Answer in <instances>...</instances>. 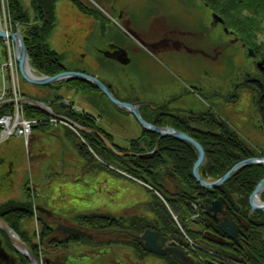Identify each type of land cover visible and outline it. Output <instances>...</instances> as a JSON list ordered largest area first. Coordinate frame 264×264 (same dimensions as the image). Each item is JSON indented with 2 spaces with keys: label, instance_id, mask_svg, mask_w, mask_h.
<instances>
[{
  "label": "rangeland",
  "instance_id": "obj_1",
  "mask_svg": "<svg viewBox=\"0 0 264 264\" xmlns=\"http://www.w3.org/2000/svg\"><path fill=\"white\" fill-rule=\"evenodd\" d=\"M22 1L33 17L35 14L31 0ZM81 1L88 7H98L103 15L93 17L83 13L71 0H59L57 2V25L49 38V43L53 49L62 53L66 66L76 67L80 55L85 52L82 55L84 62L80 64L90 65L88 67L93 75L109 82H115L116 77L122 78L124 76L125 68L104 60L100 53L94 50L93 46L101 43L102 38L98 33L99 30H105L106 28V32H108L110 27L116 30L109 36L114 37V40L122 45L119 46L117 51L124 54L126 58L128 39L124 34L126 30L121 26V23L129 26L131 16L133 17L132 20L134 19L133 26L139 27L144 25L146 21L155 26L160 24L167 26L169 23L179 25L182 22H196L199 26V46L202 47L205 44L211 57L207 58L200 53L198 59L191 60L178 54L164 55V52L152 49L149 53L152 56L151 62L153 64L149 65V68L153 69L154 78L148 84L149 90L143 92V95L161 101L177 96V99L169 100V110L180 115L193 114L200 116L210 110L216 117L240 134L258 153H261L260 156H264V123L258 105L259 94L252 89L251 84L248 82L250 79L260 76L257 63L263 58L264 48H261L257 55L251 54L250 47L253 50H255V47L251 44L247 47L244 46L241 38L243 34L237 28L227 24L225 27L228 28L229 32H226L223 24L213 22L214 13L205 4L204 0ZM98 1H102L109 10H112L111 5L119 11L124 10L126 12L125 18L119 19V11L118 13L110 11L112 13H109L110 16L102 6H98L100 5ZM0 3L2 25L14 30L7 1L0 0ZM244 13L254 19V26L256 27V30L255 28L254 30L256 32L254 38L252 37L253 40L259 45H264V14L256 7L246 8ZM104 23L105 28L103 27ZM130 26L132 27V24ZM160 28L163 27H156L155 31H159ZM5 50H7V57H5ZM10 50L14 56L13 42L11 41V44H9L7 40H4V42L0 40V86L6 82L12 83L14 73L19 72V70L16 71V67L14 72L9 69L3 70L4 63L9 62L11 59ZM115 60L120 64L127 65L120 58ZM96 61L104 62L108 70L103 72L96 70ZM16 77L18 78V75ZM17 80H20L19 88L22 95H36L38 99L48 98V100H52L57 94H60L68 103V107L72 106L69 100L75 101L77 105L96 116H99V105L108 111L115 110L113 106L119 110L121 108L109 101V98L95 87L76 91L72 87L63 85L60 88L52 87L53 90H51L47 88L48 86H34L20 75ZM128 80L138 89V78L133 75L128 77ZM196 89L199 90L200 94L191 92ZM10 92L13 95V90ZM140 92L139 89L136 90V95L139 96ZM9 107L11 105L6 106L4 111H9L7 109ZM0 111L1 119L2 109ZM99 117L102 124L107 128L112 127V123L108 122L107 118ZM51 119L52 117L50 119H37L38 121L34 125L28 141L26 137L14 135L2 142L0 136V157L2 153L11 148L18 150L17 161L13 170L8 167L9 157H6L7 161L0 165V203L9 198L24 200L26 198L24 185L28 182L36 192V201L44 204L43 206L39 204V207L50 204L49 197L64 194L65 196L62 199L65 201H70L68 199L70 195L72 202H76V199H78V201L85 203H81L83 209H78L77 212H86L84 209H87L88 212L95 210L120 213L121 204L117 208L110 207V205L106 208V204L94 205L93 201L90 200L93 198L95 191L101 187L103 177L109 179L110 182L118 181V178L122 177L119 171L112 169L114 163L106 162L92 150H90L92 157L84 156L79 147V142L83 139V136L75 134L63 122L58 123L59 126L55 125L56 122H52ZM44 123L50 125L48 124L49 126L42 128ZM37 124L42 126L37 127ZM52 124L58 127H54ZM113 126L115 128L113 130L118 133L119 140L117 142L119 143L136 137L142 132L140 124L132 114L120 115V119ZM34 148H38L39 155H42V157L41 155L38 156V162L34 160ZM90 163H95V168L84 167V165ZM109 165H112L111 169L107 167ZM8 170L10 171L9 175L2 178V173ZM86 171L88 175L85 174ZM124 174L127 179L129 178L126 180L127 182L119 181L118 186H115L116 181L113 183L114 198H118L121 203L122 198L127 194L129 197L140 195V199L132 202L130 207L124 205L125 208H130L127 211L124 210V212L144 211V207L141 208L142 202L149 200L153 195L152 192L164 199L150 184L133 178L126 172ZM79 181H83L84 184L78 183ZM74 191L79 192L75 194ZM139 201H141L140 204ZM57 206H61V204H57ZM70 216L73 221H78L76 218L78 215L70 214ZM175 220L181 229V223L176 216ZM27 222L31 225L32 230L38 228L36 219L30 218ZM83 241L91 248L79 249L71 253L67 264H108L110 254L106 255L105 252L101 253L97 249L94 250L95 247H100V245L92 240L85 238ZM116 252L119 258L121 257L120 259L125 261L128 252L118 248L115 249L114 254ZM113 256L115 257V255Z\"/></svg>",
  "mask_w": 264,
  "mask_h": 264
},
{
  "label": "flooded vegetation",
  "instance_id": "obj_2",
  "mask_svg": "<svg viewBox=\"0 0 264 264\" xmlns=\"http://www.w3.org/2000/svg\"><path fill=\"white\" fill-rule=\"evenodd\" d=\"M98 3L100 4L98 6L99 7L102 6L108 14L111 13L110 11H116V13H118L119 11L117 9H114L115 7L113 5H111L112 10H109L107 7L104 6L102 1L101 2L98 1ZM91 8H95V7H91ZM95 9H98V7ZM111 14L109 15L111 16ZM125 15L126 12L124 10L119 11L118 13L119 19L125 18ZM132 18L133 17L131 16L132 27L130 26L131 24L128 26L127 24L121 23V26L126 30L124 34L128 39V44L126 48L128 51L130 61L127 65L120 64L117 60H115L118 57L122 58V54L118 53L117 51L119 49V46L122 45H119L114 40L115 39L114 37L109 36V34L114 33L116 30L110 27L109 31L106 32L105 23L103 24L105 30L102 29L99 30L98 32L100 37L102 38L100 40L101 43L95 44L93 46L94 50L100 53L101 57H103L104 60H108L109 62H112L116 65L125 68L124 76L122 78L116 77L115 82L114 81L109 82L105 79H102L99 76L96 75L94 76L102 80L111 89V91L118 99L126 102L136 103L137 106L139 107L140 113L143 116V118L151 123H154L155 125H159L162 127H168V126L174 127L172 125L164 124L160 121H165L168 117H174L176 120L182 121V118L185 117L191 122V125L193 127H198L196 122L190 119L192 117H197L196 115L193 114L180 115L177 112H173L169 110L170 101L177 99V96L169 99L170 101L165 99L161 101L160 99H155L154 97L153 98L145 97L143 95L144 94L143 92L149 90L148 84L154 78L153 69L149 68V65L153 64V62H151L152 56L149 53V51H152V49L154 51H162L164 52L163 53L164 55L178 54L183 58H188L191 60L198 59V55L200 53L204 54L207 58L211 57L208 54L209 52L206 49L205 44L202 47L199 46L198 24L196 22H185V23L182 22L179 25L174 23L171 24L166 23L167 26L162 24L155 26L153 24H149L150 22L146 21L144 25L139 27V26H133L134 19L132 20ZM156 27H163V28H160L159 31H155ZM244 46L247 47L246 44H244ZM84 53L85 52H83L80 55L78 65L76 67H70V66L67 67L69 68V70L83 71L93 75L88 67L90 65L87 66L85 63L84 65L80 64L84 62L82 58V55ZM95 64H96L95 68L98 71L103 72L108 70L104 62L96 61ZM133 75L136 78H138V83H139L138 89L141 91L139 93V96L136 95V90H138L137 87L128 80V77ZM100 91L103 95L107 97V95L104 92H102V90ZM191 92L200 94L199 90L197 89ZM33 97L38 99V96L36 95ZM108 100L111 101L110 99ZM71 102H72V106L70 108L73 111L79 112L81 114H86L92 119H94L96 123L103 130H105L107 134L110 135V138L114 139L115 142L118 144L125 145L129 140L142 137L144 135V130L152 131L142 126L141 123L136 118V116H134L128 109L122 106L118 105L119 108L121 107L120 110L117 109L115 106H113L115 110L108 111L107 109L105 110L99 105L98 108L99 116H101L104 119L107 118L108 122L112 123L111 124L112 127L107 128L104 124H102L101 118L99 116L87 112L84 108L77 105L75 101H71ZM113 104L117 105L115 103ZM129 114H132L136 118L137 122L140 124V127L142 128V132L139 133L136 137L130 138L128 140H123L124 142L119 143L117 142L119 140V138L117 137L118 133H116V131L113 130L115 129L113 124H115V122L118 119H120V115L123 116ZM69 119L74 121L71 118ZM74 122L81 127L79 128V133L81 136H83L84 133L93 134L94 137L104 141L108 147L114 149L115 153L120 155L132 154V152L118 151L115 148V146L109 141V138L106 137L105 133L101 132L100 130L86 127L76 121ZM109 129L112 131H110ZM157 134L161 138H165L161 136L159 133ZM106 141L112 144L113 147L109 146ZM80 151L84 156L86 155L85 153L82 152L81 149ZM33 155H34V160L38 162V156L41 155V154L39 155L38 153V148L37 149L34 148ZM17 156H18V150L16 148H11L7 150L5 153H2V156L0 157V165H3V163L7 161L6 157H9L8 167L9 169L13 170L16 165ZM95 166H96L95 163H90L86 166L84 165L85 168L89 167L90 169L95 168ZM111 166L112 165H109L107 167L108 168L110 167L111 169ZM115 167L113 166L112 169L121 172L119 168L117 167L115 168ZM87 171L85 173L86 175H88ZM9 172L10 171L8 170L2 173V178H6L9 175ZM128 179L127 177L124 176L119 177L118 181L114 180L117 182L115 186H118L119 181L121 182L123 180L124 182H127L126 180ZM114 181L110 182L109 179L103 177L101 187L95 191L93 198L90 199L93 201L94 205H99L101 203L106 204V208L109 205L110 207L112 206L114 208H117L119 204H121L122 208L120 213L103 212L106 214H110L113 217L121 220L122 223L125 225L124 227L116 226L112 229L110 228L94 229L88 227L87 225L81 224L79 221H73L71 219L70 214H76L79 216L82 214L99 212V211L91 210L88 212L87 209H84L86 210V212H77L78 209H83L82 204L85 203L78 201V199H76L77 200L76 202H72L70 195L68 198L70 199V201H65L64 199H62V197L65 196L64 194H58V196L52 198L49 197L50 204L44 206L46 207L47 211L43 212L41 210H38L37 208L39 207V204L41 205L42 203L36 201V192L33 190V188L30 186L28 182L24 185V187L27 185L31 189L30 193L32 196V200L34 202V211L36 214L32 218L36 219L38 225V228L36 230H32V227H30L31 225L26 221V227L29 229L31 235L30 237L32 238L34 243H36L40 247L39 255L35 251L34 252L39 257L42 264H67L69 255L71 253L79 249L91 248L89 245H87L85 241H83V239L85 238L92 240L93 242L100 245V247H95L94 250L97 249L101 251V253L105 252L106 255L107 254L111 255L108 264H182L170 252H168L165 255H159L149 251L146 247L145 241L140 238V235L147 229L156 231L159 233L160 236L168 238L164 247L171 246V242L175 241L177 243V247L182 248V250L185 251V254L190 258H192V260H194L195 264H210L209 262L211 261L215 264H245L246 259L242 254L244 251L249 252L250 246H252V243L248 238V232L246 231L250 229L251 224L252 225L254 224V220L259 221L258 225L260 229L259 234L257 235L256 243L258 245H264V211L261 209L252 210L250 197H249L250 213L248 216L245 217L244 215L239 214L238 212L233 210L229 201L222 196L220 198L210 200L212 196L211 193L210 196L206 198V200L204 201L202 198L195 195L193 202L194 214L192 218V224L190 226V229L193 232V234H195V237H192L189 235L187 230H185V228L182 225L180 231L177 230L176 228L173 229L171 232L168 231V227L173 228V224H171L170 219L167 217V212L165 210L163 203L161 202L162 199L153 192H152L153 195L149 200H145L142 202L141 208L144 207V211L142 210V212H124V210L127 211L128 209H130V208H125L124 205H128L130 207L132 205V202L138 201L140 199V195L129 197V195L127 194L122 198V202L120 203V200L118 198H114V191H113ZM78 183L84 184L83 181H79ZM134 184L136 183L134 182ZM169 185H171V183ZM154 189L155 191L158 192L156 188ZM77 192L79 191L76 192L74 191L75 194H77ZM158 193L162 196L160 192ZM10 199H15V198H9L8 200ZM8 200L2 202V204L7 202ZM216 200L222 201L221 209L217 213L211 208H209V206H211L213 202ZM163 201L165 202V199ZM261 201L264 202V190L261 194ZM140 202L141 201H139L138 203L140 204ZM57 204H61V206H57ZM43 205L44 204H42V206ZM158 212L162 213V216L160 215L158 216ZM173 215L175 217L174 213ZM78 216L76 217L77 219ZM2 218L6 221V219L3 216ZM226 218H228L229 221L233 223L234 226L237 228L236 237L230 236L228 233H226L223 230L221 224ZM141 224L146 225L147 227L142 231H139L138 227L141 226ZM8 225L13 230H15L9 223ZM58 225L67 226L69 228H78L80 230L90 233L91 237L73 235L66 230L57 229ZM45 226L52 228L54 231L50 237H47L45 241L41 242L40 237L38 235L41 233V231H43ZM1 229L2 231H0V242H1L0 264H21V255L24 253H22L12 243V241L9 239L7 233L3 230V228ZM17 234L21 237V235L18 232ZM35 234H37V236H35ZM55 238L57 240L53 242ZM24 241L27 242L26 240ZM27 243L32 247V245L29 242ZM114 247H117L119 250L128 252L126 253L125 261L123 259H120L121 257L119 258L117 252L114 254L115 249L117 250V248ZM32 249L34 250L33 247ZM231 249H233L234 251H238L239 254L236 253L230 254ZM113 255H115V257ZM30 264H31V260H30Z\"/></svg>",
  "mask_w": 264,
  "mask_h": 264
},
{
  "label": "trees",
  "instance_id": "obj_3",
  "mask_svg": "<svg viewBox=\"0 0 264 264\" xmlns=\"http://www.w3.org/2000/svg\"><path fill=\"white\" fill-rule=\"evenodd\" d=\"M6 1L13 29L15 30L17 24H20L29 51L31 65L45 75H55L69 70L64 63L62 53L53 49L49 43V38L57 25L56 7L59 0H31L35 14L33 17L22 0ZM71 1L83 13L93 17L103 15L99 9L86 6L81 0ZM204 2L213 13H221L220 16L224 18V27L229 24L244 35H241L242 42L248 46L249 44L254 46L256 55L261 48H264V45H259L253 40L256 32L254 19L244 13L246 8L256 7L264 14V0H204ZM213 22L217 23L215 19H213ZM0 40L4 42L2 38ZM5 54L7 57V50H5ZM257 64L260 76L252 78L248 82L251 84L252 89L259 94L258 105L264 123V55ZM63 85L72 87L76 91L95 87L91 82L82 79L62 80L51 86L60 88ZM63 99L62 95L57 94L52 100H48V98L40 100L45 101L56 113L65 115L81 125L95 128L105 133L118 151L132 152L129 155L117 154L104 141L90 133H84L83 139L79 143L80 149L87 156L92 157L90 151L92 150L106 162L114 163L113 165L121 170L122 176L126 177L124 174L126 172L131 177L140 179L156 188L165 199V202L163 201L164 199L160 200L165 207L167 217L173 224V228L168 227V231L171 232L175 228L180 231L173 215L174 213L189 235L195 237V234L190 229L194 214L193 202L195 195L204 201L211 193L210 200L222 196L229 201L233 210L245 217L249 215V197L257 184L264 178V165H246L236 171L222 186L214 189L205 188L200 185L193 175V166L198 158L197 149L193 144L175 137L161 138L157 133L149 130H144L142 137L129 140L125 145L118 144L114 139L110 138V135L94 119L86 114L73 111L62 103ZM4 110H2V114ZM26 115L29 118L39 120L42 118L50 119L51 117L50 113L35 105H26ZM190 119L194 120L198 127H193L191 122L185 117L182 118V121H178L174 117H168L165 121L160 122L185 131L204 146L207 152V161L200 170L203 178L218 179L237 162L249 157L262 155L210 110ZM46 121L48 122V120ZM48 124L44 123L42 128L50 125ZM40 126L42 125L37 124V127ZM24 189L26 198L24 200L10 199L3 204L0 203V214L24 240L32 245L34 251L39 255L40 247L34 243L30 237V231L26 227V221L35 215L34 202L30 193L31 189L27 185ZM159 215L162 216V213L158 212ZM78 221L94 229H112L116 226H125L121 220L103 212L79 215ZM258 224L259 221L254 220V224H251L250 229L246 231L252 246H250L249 252L244 251L242 254L246 259L245 264H264V245L256 243L260 230ZM146 227V225L141 224L138 229L142 231ZM0 231H2L1 228ZM53 231L52 228L45 226L38 235L41 242L50 237ZM56 240L55 238L53 242ZM235 253L239 254L238 251L231 249L230 254ZM21 264H30V259L24 254L21 255Z\"/></svg>",
  "mask_w": 264,
  "mask_h": 264
},
{
  "label": "water",
  "instance_id": "obj_4",
  "mask_svg": "<svg viewBox=\"0 0 264 264\" xmlns=\"http://www.w3.org/2000/svg\"><path fill=\"white\" fill-rule=\"evenodd\" d=\"M214 19L217 21V23H222L224 24V19L217 13H214ZM216 23V24H217ZM225 31L229 32L228 28L225 27ZM0 37L3 39H9L12 40L14 43V55L15 58L18 62V68L21 76L29 83L33 85H38V86H46L50 84H54L60 80L64 79H82L91 82L93 85L98 87L100 90H102L108 98L115 104L122 106L126 109H128L136 118L138 121L141 123L142 126L159 133L163 137H175L178 139H181L183 141H187L191 144H193L197 151H198V158L193 166V175L195 179L200 183L201 186L209 189H214L217 187L222 186L227 180L230 179V177L238 171L240 168L249 165V164H261L264 165V156L260 157H249L246 159H243L239 162H237L231 169H229L224 175H222L218 179H205L201 175V167L206 163V157L207 153L204 148V146L193 136L190 134L176 129L174 127H162L159 125H155L154 123H151L147 121L146 119L143 118V116L140 113L139 107L137 106L136 103H131V102H126L118 99L114 93L111 91V89L99 78H97L94 75L88 74L83 71H78V70H65L60 73H57L55 75H45L40 73L36 68H34L31 63H30V55L29 51L26 45L25 37L22 33L20 24H17L15 30H10L1 24L0 21ZM250 53L255 55V52L253 49H249ZM122 54V53H121ZM119 58V57H118ZM122 62L128 63L130 60L129 58L125 55L122 54V58H120ZM38 71V73H37ZM32 101L35 105H37L40 109L50 111L49 106L42 101H38L35 99H28ZM6 101H25L24 98L20 99H8L2 102ZM0 102V103H2ZM26 102V101H25ZM1 106V104H0ZM58 116V115H56ZM65 120L71 122L74 126L81 128L78 124L73 122L72 120L68 119L65 117ZM83 129V128H82ZM109 146L113 147L112 144H110L108 141H106ZM264 190V178L257 184L256 188L254 189L253 193L250 196V201H251V206L252 210L256 209H261L264 211V202L261 201V194ZM221 200H216L213 202L209 208L214 210L216 213L221 209ZM38 210H41L43 212H46L47 209L38 207ZM244 221V220H243ZM223 230L228 233L230 236L236 237L237 235V228L234 226L233 223L229 221L228 218H226L222 224H221ZM0 227L3 228V230L7 233L9 239L12 241V243L25 255H27L30 260L31 264H42L41 260L39 257L36 255L32 247L25 242L15 230H13L8 223L2 218L0 215ZM57 229H62L66 230L69 233L73 235H78V236H86V237H91V234L80 230L78 228H69L67 226H61L58 225ZM140 238L145 241L146 247L149 251L159 254V255H165L168 252L172 253L173 256L182 264H195L194 260L187 256L185 254V251L182 250V248L177 247V243L175 241L171 242V246L164 247L166 244L168 238L162 237L159 235L158 232L147 229L145 230L141 235ZM179 241V240H178ZM1 243V242H0ZM210 264H215L212 261L209 262Z\"/></svg>",
  "mask_w": 264,
  "mask_h": 264
},
{
  "label": "built area",
  "instance_id": "obj_5",
  "mask_svg": "<svg viewBox=\"0 0 264 264\" xmlns=\"http://www.w3.org/2000/svg\"><path fill=\"white\" fill-rule=\"evenodd\" d=\"M11 52V50H10ZM10 61L6 62L3 66L4 70H12L14 72V68L16 67V71L18 70L17 63L12 55V52L10 53ZM18 75V72L14 73L13 81L12 83H3L0 87V102L8 100V99H20L25 98L24 95H22L21 89L19 88V81L16 77ZM13 90V95L10 92ZM10 92V94H9ZM28 102L25 101H15L14 104L11 105V107L7 108L9 111H5L3 116L0 119V125H1V131L0 136L1 140L7 139L14 135H19L28 138L33 131L34 125L37 123V119H31L26 116V109L25 105ZM2 105L0 106V108ZM11 111H13L11 113ZM52 122H56L55 125H58V123L63 122V120L59 118H52Z\"/></svg>",
  "mask_w": 264,
  "mask_h": 264
},
{
  "label": "bare ground",
  "instance_id": "obj_6",
  "mask_svg": "<svg viewBox=\"0 0 264 264\" xmlns=\"http://www.w3.org/2000/svg\"><path fill=\"white\" fill-rule=\"evenodd\" d=\"M0 21H1V15H0ZM1 24H2V21H1ZM11 41H12V40H9V41H8V42H9V44H11ZM12 42H13V41H12ZM13 44H14V43H13ZM9 46H10V45H9ZM126 56L129 58V55H128V54H127ZM129 60H130V58H129ZM126 63H127V62H126ZM128 63H129V62H128ZM128 63H127V64H128ZM51 85H53V84L46 85V86H48V87H47L48 89H51V90H53V88H52V86H51ZM36 100L44 102L43 100H40V99H36ZM2 141H3V140H2Z\"/></svg>",
  "mask_w": 264,
  "mask_h": 264
}]
</instances>
